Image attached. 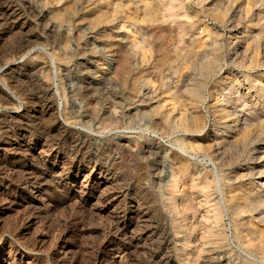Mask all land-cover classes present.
<instances>
[{"label": "rangeland", "instance_id": "obj_1", "mask_svg": "<svg viewBox=\"0 0 264 264\" xmlns=\"http://www.w3.org/2000/svg\"><path fill=\"white\" fill-rule=\"evenodd\" d=\"M186 1L190 12L182 18L188 25L185 30L171 21L160 26L141 23L143 37L127 28L132 21L128 15L135 5L143 7L142 0H121L124 8L120 12L114 0H0V60H4L0 94L14 101L0 109V125L13 129L6 124L10 118L21 120L10 136L0 138V173L7 169L14 178L10 183L0 181V264H186L189 254L193 263L197 259L194 264H264L263 250L247 247L249 232L232 211L231 195L239 193V175L246 164L245 146L241 139L228 143L222 131L218 139L213 134V129L222 126L216 121L211 95L223 89L229 64L228 29L216 16L224 7L214 6L216 0H207L205 5ZM210 5L214 11H208ZM258 10L263 22L256 21L260 25L254 28L264 41V13L259 5ZM203 23L211 29L206 36L201 34ZM37 38L42 41L17 53L28 39ZM67 41L66 61L61 65L54 48L60 51ZM212 52L218 60L210 68ZM14 54L20 57L12 60ZM125 58L130 62L126 74L121 71ZM61 68L68 71L61 72ZM181 76L189 86L180 84ZM132 83L137 93L131 90ZM64 85L73 89L75 115L71 118L65 116L58 92ZM191 85H197L193 86L196 94L186 92ZM183 97L199 104L208 123H203L204 130L186 133L179 123L170 127L164 123L170 105L183 109ZM44 100L53 106L48 108ZM66 134L65 143L60 138ZM78 135H84L80 141L83 151L75 157L69 150L80 144ZM216 141L221 142L219 147ZM153 147H158L157 154L150 152ZM90 151L98 153L99 167L109 166V172L93 169L94 163L86 157ZM179 156L188 171L172 166L179 171L178 177L184 171L192 175H185L173 188L169 186L171 162ZM215 162H219L218 171ZM40 174L47 177L41 184L27 188L18 183ZM206 176L209 187L204 195L192 188V181L201 183ZM125 190L129 195H123ZM212 204L223 210L217 222L203 217L214 208ZM118 222L120 231L114 228Z\"/></svg>", "mask_w": 264, "mask_h": 264}, {"label": "bare ground", "instance_id": "obj_2", "mask_svg": "<svg viewBox=\"0 0 264 264\" xmlns=\"http://www.w3.org/2000/svg\"><path fill=\"white\" fill-rule=\"evenodd\" d=\"M95 1V0H94ZM207 0H197V2L200 3H204V5L206 4ZM212 1V0H211ZM186 0H142L143 3V7H141L140 5H135L134 6V10H131L130 15H128V19H132L131 23L128 24L127 28L129 27V32L132 34H136V35H141V36H145V29L143 28V26L141 25V23H146L150 24V25H158L160 26L161 24L167 23V22H172L175 23V25H177L178 28H181L182 30H185L187 28V26H185V23L183 22L182 18H187L189 17V12L188 11V7H186ZM71 3V2H70ZM104 3V2H103ZM115 3V7H116V11L121 10V8L123 7V4L121 2V0H114ZM106 4V3H105ZM108 4V3H107ZM130 4V3H129ZM211 4V3H210ZM223 5L224 7V11L220 12V13H216V16L219 18L221 17L223 20V23H225L226 25V29H228L227 31V41L225 42L227 45V49L229 52V61L227 64V69H226V75L223 77L221 84L224 86L223 89L218 90L217 88V94H212L211 97H213V102L214 103V107L216 108L215 110H217V112L215 113V117L218 116V119L216 121L219 120L220 124H221V128L217 131H215V129H213V134L216 135L215 139H218L217 135H220L221 131L223 135H228V137H224L226 138V141L230 144L232 143H237L238 140L241 139V141L244 144V148L245 150V159H246V164L244 166V168H242L243 173L241 175H239V181L242 180L241 185H240V189H239V193L231 195V203L233 202V208L232 211L234 210V213L236 214V216L241 219L242 221V225L248 230V235H246V241H247V247L251 248L252 250H263L264 253V41L262 40V34L260 32L256 33V30L254 28V26L260 25V23H256V21L259 22H263V16L260 14L259 10H258V5L261 7L262 12L264 13V0H216L214 3V6L217 5ZM114 5V4H113ZM211 6V5H210ZM70 7V5H69ZM127 7V6H126ZM111 8V7H110ZM124 8V7H123ZM122 8V9H123ZM103 9V8H102ZM126 9V8H125ZM105 10L107 11V8H105ZM190 10V8H189ZM214 11L212 6L211 8H208V11ZM103 11V10H102ZM105 12V11H104ZM113 12V11H112ZM111 12V13H112ZM118 12V13H119ZM125 12V11H124ZM200 12V11H199ZM216 12V11H215ZM206 13V12H205ZM101 14H103L101 12ZM108 14V13H107ZM136 14V15H135ZM197 11H196V16L197 15ZM215 14V13H214ZM213 14V15H214ZM104 15V14H103ZM121 15V14H120ZM126 15V14H125ZM208 16V15H207ZM115 17V16H114ZM118 17V16H116ZM97 18V17H96ZM107 18V17H106ZM195 18V17H194ZM112 19V18H111ZM134 19H136L137 21H133ZM212 19V18H211ZM210 19V20H211ZM214 19V18H213ZM99 20V18H98ZM102 20V19H101ZM110 20V19H109ZM124 20V18H123ZM187 20V19H186ZM195 20V19H194ZM193 20V21H194ZM198 20V19H197ZM205 20V19H204ZM130 21V20H129ZM203 21V20H202ZM207 21V20H206ZM216 21V20H215ZM220 21V20H219ZM192 22V21H191ZM205 22V21H204ZM213 22V21H212ZM126 23V22H125ZM207 23V22H206ZM206 23H203V27L201 29V34L206 36L205 34L207 32H209L211 29L209 27V25H207ZM222 23V26H223ZM189 24V23H188ZM193 24V23H192ZM200 24V23H199ZM218 24V23H217ZM221 24V22H220ZM154 25V26H155ZM165 25V24H164ZM198 26V25H197ZM214 26V25H213ZM54 27V26H52ZM196 27V26H195ZM212 27V26H211ZM264 27V26H263ZM121 28H124L121 27ZM215 28V27H213ZM217 28V27H216ZM260 29V28H259ZM263 29V28H262ZM126 30V29H125ZM173 30V29H172ZM199 30V29H197ZM215 30V29H214ZM213 31V30H212ZM261 31V30H260ZM173 32V31H172ZM47 33V32H46ZM157 33V32H156ZM171 33V32H168ZM213 33V32H212ZM50 34H53L50 33ZM49 34V35H50ZM155 34V33H154ZM161 34V33H160ZM177 34V33H176ZM217 34V33H216ZM152 35V33H151ZM195 35V34H194ZM198 35V34H197ZM209 34H207L208 36ZM215 35V34H214ZM171 36V35H170ZM178 36V35H177ZM202 36V37H204ZM42 37V36H41ZM155 37V36H154ZM209 37V36H208ZM223 37V36H222ZM134 38V44L136 42V37L133 36ZM172 38V37H169ZM174 38V37H173ZM178 38V37H177ZM213 38V37H212ZM38 40L36 41H32L29 40L27 41V43L20 47L19 50L17 51V53L22 54L25 51H28L31 49L32 46H34L35 44H37L36 42H41L42 39L41 38H37ZM138 39V38H137ZM168 39V38H167ZM215 39V38H213ZM41 40V41H39ZM47 40V39H46ZM209 40V39H208ZM211 40V39H210ZM216 40V39H215ZM219 40V38H218ZM217 40V41H218ZM139 41V40H138ZM213 41V40H212ZM211 41V42H212ZM53 42V41H52ZM179 42V41H178ZM139 43V42H138ZM186 43V42H184ZM191 43V42H190ZM193 43V42H192ZM208 43V42H207ZM62 44V43H61ZM64 44V43H63ZM140 44V43H139ZM22 45V44H21ZM57 45V44H56ZM59 45V44H58ZM62 46V45H61ZM60 46V51H57L54 46V53L53 55H55L56 59L58 60V62L63 65L62 62L66 61L65 60V55L64 52L67 49L68 50V41L67 44L65 42V44L61 47ZM184 46V45H183ZM58 47V46H57ZM202 47V46H201ZM160 48V47H159ZM175 48V46H174ZM187 48V47H186ZM197 49V46L195 47ZM226 48V47H224ZM162 50H164L163 47H161ZM59 50V49H58ZM142 50V49H141ZM166 50V49H165ZM215 50V49H214ZM160 51V50H159ZM175 50H173L174 52ZM182 51V50H181ZM194 51V50H192ZM167 52V51H166ZM223 52V51H222ZM146 53V52H145ZM150 53V52H149ZM214 53V52H212ZM219 53V52H218ZM226 53V52H225ZM148 54V53H147ZM177 54V53H176ZM175 54V55H176ZM8 55V54H7ZM11 55V54H10ZM15 56L12 58V60H16L15 58H19L20 56H18V54H14ZM163 55V54H162ZM174 55V54H173ZM181 55L184 56L186 55L185 53H179V56ZM192 55V54H191ZM194 55V54H193ZM196 55V54H195ZM194 55V56H195ZM6 56V55H5ZM158 56V55H157ZM164 56V55H163ZM166 56V55H165ZM197 56V55H196ZM212 57L209 59L211 60L209 62L210 63V68L213 67V63H215L218 60V57L215 55L214 56L211 55ZM7 57V56H6ZM148 57V56H147ZM168 57V56H167ZM175 57V56H174ZM173 57V58H174ZM206 57V56H205ZM10 58V56H9ZM163 58V57H162ZM166 58V57H165ZM177 58V57H176ZM184 58V57H183ZM182 58V59H183ZM191 58V57H190ZM193 58V57H192ZM5 59V58H4ZM129 59V58H128ZM128 59H121V71L127 72L128 69L130 68V62ZM172 59V58H171ZM181 59V60H182ZM194 59V58H193ZM197 59V58H196ZM202 59V58H201ZM149 60V59H148ZM164 60V59H163ZM162 60V62H163ZM198 60V59H197ZM207 60V58H206ZM4 60H0V64L1 62H3ZM202 61V60H201ZM221 61V60H220ZM12 62V61H11ZM142 62L144 65H147L148 61H145V59H142ZM155 62V61H154ZM171 62V61H170ZM180 62V61H179ZM184 62V60H183ZM196 62V61H195ZM204 62V61H203ZM189 63V62H188ZM159 64V61H158ZM162 64V63H161ZM181 64V62H180ZM203 64V63H201ZM183 65V63H182ZM185 65V64H184ZM212 65V66H211ZM187 66V65H186ZM66 67V66H65ZM143 67V66H142ZM180 67V66H179ZM202 67V66H201ZM177 68V67H176ZM187 68V67H186ZM68 68H61V72ZM189 69V68H188ZM132 70V68H131ZM130 70V71H131ZM182 70V69H181ZM184 70V69H183ZM65 73V72H63ZM122 74V73H121ZM126 74V73H124ZM195 74V73H194ZM211 74V73H210ZM215 76V75H214ZM3 78V77H1ZM0 78V79H1ZM54 78V77H53ZM58 78V74L56 75L55 81ZM5 81V80H4ZM53 81V79H52ZM180 84H183L184 87H186L189 83L184 80V78H182L179 80ZM196 81V80H195ZM44 82V81H43ZM194 82V81H193ZM5 85L8 87V89L10 88L9 84L7 83V81H5ZM47 83V82H46ZM138 83V82H137ZM196 83V82H195ZM204 83V82H203ZM53 84V83H52ZM133 85L131 90L133 92H136V88L137 86L135 85L136 83H132ZM191 84V83H190ZM193 84V83H192ZM47 85V84H46ZM62 85V84H61ZM107 85V84H106ZM139 85V83H138ZM199 85V84H198ZM205 85V84H204ZM5 86V87H6ZM52 86V85H51ZM177 86V85H176ZM189 86V85H188ZM192 87L188 90L186 89V92L188 93H192V94H196L194 91L193 86L195 85H191ZM220 86V85H219ZM197 87V85L195 86ZM199 87V86H198ZM47 88V87H46ZM141 88V87H140ZM143 88V87H142ZM141 88V89H142ZM145 88V87H144ZM188 88V87H187ZM11 89V88H10ZM51 89V87H50ZM58 89V88H57ZM139 89V88H138ZM182 89V88H181ZM198 89V88H197ZM54 90V89H52ZM60 90V89H59ZM73 89L70 88V86H62V90L58 91L60 92V96L61 99L63 100V111L65 113V116H68L69 118L72 117V115H75V100L72 96V91ZM143 90V89H142ZM182 92V91H181ZM137 93V92H136ZM47 94V93H46ZM51 94V93H50ZM55 96V92L52 93ZM140 94V93H139ZM51 95V96H53ZM74 95V94H73ZM134 95V94H133ZM172 95V94H171ZM203 95V94H202ZM139 96V95H137ZM141 96V95H140ZM181 96V93H180ZM144 97V96H143ZM187 97V96H186ZM186 97H183L186 99ZM6 98V99H5ZM138 98V97H137ZM188 98V97H187ZM190 98V97H189ZM76 99V98H75ZM132 99V98H131ZM136 99V97L134 98ZM142 99V98H141ZM166 99V98H164ZM194 99V98H193ZM189 100L186 101L184 100V103L182 104V108L179 110V107L177 108L175 105H168L169 108H167L166 110V114L163 118L164 123L166 124V126L170 127V124H181V126L185 129L186 133L188 132H192L194 133L195 131L197 132V130H204L205 127L203 128L205 122H204V115L202 114V112L199 110V104L195 101V100ZM47 100V99H46ZM44 100L45 102V106H47L49 108V102ZM140 100V99H139ZM175 100V99H174ZM14 102L13 99L11 98V96H6L3 97L0 94V109L4 108L6 104L10 103V102ZM134 101V100H133ZM202 101V100H201ZM43 102V103H44ZM139 102V101H138ZM146 102V101H145ZM167 102V101H165ZM162 103V102H161ZM138 104V103H137ZM142 104V102H141ZM164 104V102H163ZM175 104V103H174ZM134 105V104H133ZM161 105V104H160ZM8 106V105H7ZM10 106V105H9ZM53 106V105H51ZM132 106V105H131ZM139 106V105H138ZM202 106V105H201ZM213 106V105H212ZM163 107V105H162ZM135 108V107H134ZM161 108V106H160ZM213 108V107H212ZM156 109V108H155ZM165 109V108H164ZM163 109V110H164ZM160 110V109H158ZM158 110L156 109V111L158 112ZM212 110V109H211ZM156 112V113H157ZM213 112V111H212ZM63 113V114H64ZM210 113V112H209ZM212 115V114H211ZM159 116V113H158ZM157 116V117H158ZM74 117V116H73ZM213 117V116H212ZM214 117V118H215ZM69 118H67L69 120ZM161 118V117H160ZM11 120L8 121L6 124H8L7 126H11L13 127V129H6L7 127H4L2 125H0V138L1 136H3L4 134H8L10 133V131H14V127L17 125V122L19 123L20 121H18L19 119L16 116H13L12 118H10ZM73 119V118H72ZM23 120V119H22ZM70 121V120H69ZM23 122V121H22ZM204 123V124H203ZM212 123V122H211ZM32 124V123H31ZM164 124V125H165ZM208 124V123H207ZM205 124V125H207ZM213 125V124H212ZM163 126V125H162ZM172 126V125H171ZM178 126V125H177ZM174 127V125H173ZM179 127V126H178ZM218 127V126H217ZM168 128V127H167ZM175 128V127H174ZM217 129V128H216ZM29 130V129H28ZM172 130V129H171ZM175 130V129H174ZM183 130V129H182ZM44 131V130H43ZM68 130H65V132H67ZM184 131V130H183ZM182 131V132H183ZM184 131V132H185ZM199 131V133H200ZM64 132V133H65ZM171 132V131H170ZM169 132V133H170ZM174 132V131H173ZM70 133V132H69ZM16 134V133H14ZM13 136H17L14 135ZM47 134V133H46ZM45 134V135H46ZM51 134V132H50ZM81 134V133H80ZM191 134V133H190ZM195 134V133H194ZM201 134V133H200ZM205 134V133H204ZM23 135V134H22ZM27 135V134H26ZM30 135V134H29ZM189 135V134H188ZM10 136V135H9ZM47 139L50 138V135L47 134ZM78 142L80 143V141L82 140L81 138L84 135H78ZM192 136V135H191ZM27 137V136H26ZM31 137V136H30ZM68 135H61V141L67 140ZM70 137V136H69ZM190 137V135H189ZM195 137V136H194ZM223 137V136H222ZM17 138V137H15ZM57 138V137H55ZM71 138V137H70ZM87 139V138H86ZM194 139V138H193ZM214 139V138H213ZM3 140V138H2ZM32 140V138H31ZM46 140V139H44ZM74 140V139H73ZM89 140V139H88ZM93 140V139H92ZM198 140V139H196ZM222 140V139H221ZM71 141V140H70ZM69 141V142H70ZM84 141V140H83ZM215 141V140H214ZM220 141V139H219ZM215 142L216 145L219 147L221 142ZM223 141V140H222ZM73 142V141H72ZM88 142V141H87ZM100 142V141H99ZM98 142V143H99ZM192 142V141H191ZM191 145L192 146V144ZM213 141H211L212 143ZM47 143V142H46ZM85 143V142H84ZM108 143V142H107ZM210 143V144H211ZM92 144V143H90ZM89 144V145H90ZM95 144V143H94ZM197 144V143H196ZM203 144V143H202ZM72 145V144H71ZM74 145V143H73ZM80 144L77 143V145L75 146H71L70 148V153L75 154V157H77L79 155V153L82 150V146H80ZM155 145V144H154ZM153 145V146H154ZM160 145V144H159ZM185 145V144H184ZM188 145V144H187ZM194 145V144H193ZM199 145V144H198ZM240 145V144H239ZM242 145V144H241ZM51 146L53 147V145L51 144ZM197 146V145H196ZM203 146V145H200ZM213 146V145H212ZM232 146V145H231ZM59 147V146H58ZM100 147V145H99ZM152 147V146H150ZM204 147V146H203ZM236 146L234 145L233 148H235ZM239 147V146H238ZM1 148V147H0ZM8 148V147H7ZM51 148V147H50ZM49 148V149H50ZM91 148V147H90ZM192 148V147H191ZM195 148V147H194ZM212 148V147H211ZM48 149V150H49ZM96 149V148H95ZM161 149V148H160ZM210 149V148H209ZM214 149V148H213ZM221 149V148H220ZM242 149V148H241ZM64 150V149H63ZM67 150V149H66ZM65 150V151H66ZM148 150V149H147ZM158 150V147H153L152 149H150V152L152 154H157L158 152L156 151ZM189 150V149H188ZM193 150V149H192ZM197 150V149H196ZM224 150V149H223ZM240 150V149H239ZM52 151V150H51ZM51 151H44L43 152H49L51 153ZM83 151V150H82ZM89 151V150H88ZM160 151V150H159ZM87 152V151H86ZM192 152V151H191ZM216 152V151H215ZM218 152V151H217ZM220 152V151H219ZM218 152V154H219ZM244 152V150H243ZM62 153V152H61ZM69 153V155H70ZM48 154V153H47ZM96 154L98 153H91L88 152L87 154V158L89 159L90 162L94 163L93 169L98 170V168L100 169V173H102L103 169L105 167H99L98 165V160L95 157ZM209 154V153H208ZM214 154V152H213ZM217 154V155H218ZM221 154V153H220ZM81 155V154H80ZM102 155V154H101ZM100 156V155H99ZM73 157V158H75ZM178 157V156H177ZM220 157V156H219ZM223 157V156H222ZM69 158V157H68ZM71 158V156H70ZM85 158V157H84ZM114 158H116L114 156ZM212 158V157H211ZM216 158V156H215ZM218 158V157H217ZM216 158V159H217ZM224 158V157H223ZM72 159V158H71ZM175 159V158H174ZM172 159L171 162V167L178 165L179 166V170H184L187 169L186 164L184 163L185 161L183 159L177 158L176 160ZM215 159V161H216ZM114 160V159H113ZM112 160V161H113ZM88 161V162H89ZM184 161V162H183ZM111 162V161H110ZM188 162V160H187ZM228 162V161H227ZM191 163V162H190ZM226 163V162H225ZM224 163V164H225ZM90 163H88L89 165ZM104 164V163H103ZM108 164V163H107ZM111 164V163H110ZM109 164V165H110ZM170 164V163H169ZM219 164V162L217 163ZM215 162V166L217 168L218 171V165ZM231 164V163H230ZM4 165V164H3ZM102 165V164H101ZM162 165V164H161ZM8 166V165H6ZM5 166V167H6ZM57 166V165H56ZM90 166V165H89ZM3 167V166H1ZM6 169V168H5ZM9 169V168H8ZM13 169V168H12ZM63 169V168H62ZM65 169V168H64ZM1 170V169H0ZM236 170V169H235ZM2 171V170H1ZM4 171V169H3ZM105 171L109 172L110 168L108 166V168H105ZM185 171H188L185 170ZM184 171V174L182 176L178 177V172L176 171L173 167L172 170L170 169L171 172V176H172V180L169 181V186L175 188L177 186V184L183 180V178L185 175L191 176V173H186ZM192 171V169H191ZM65 172V171H64ZM61 172V173H64ZM54 173V172H53ZM205 174V173H204ZM236 174V173H235ZM64 175V174H63ZM62 175V176H63ZM170 175V174H169ZM203 175V174H202ZM224 175V174H223ZM67 176V175H66ZM17 177V174L16 176ZM21 177V176H20ZM75 177V176H74ZM73 177V178H74ZM202 177V176H201ZM229 177V175H228ZM233 177V176H232ZM24 178V177H22ZM47 177L44 176L43 174H40L39 177L35 176V178H24L21 180L20 183L22 186H25L27 188L36 185L37 183L43 182ZM212 178V176H211ZM224 178V177H223ZM226 178V177H225ZM234 178V177H233ZM232 178V179H233ZM238 178V177H236ZM236 178H234L233 180H235ZM20 179V178H19ZM88 179H90V177H88ZM195 179V178H194ZM228 179V178H227ZM226 179V180H227ZM231 179V178H230ZM229 179V182H230ZM12 180H14L13 175H12V171H6L3 173H0V181L2 182H11ZM40 180V181H39ZM196 180V179H195ZM203 180V179H202ZM20 181V180H19ZM87 182L89 180H86ZM14 182V181H13ZM17 182V180H16ZM213 182V181H211ZM8 184V183H7ZM190 184V183H189ZM209 184V179L208 177H204V180L201 183H195L194 181H192V188L195 189L196 192H200L203 193L204 195L207 193V188ZM211 184V183H210ZM234 184V183H233ZM228 185V184H227ZM208 186V187H207ZM231 186V185H229ZM17 187V186H16ZM20 187V185H19ZM191 187V186H190ZM228 187V186H227ZM226 187V188H227ZM236 187V186H235ZM187 188V187H186ZM238 189V188H237ZM228 190V189H227ZM47 191V190H46ZM174 191V190H173ZM177 191V190H176ZM175 191V192H176ZM190 191V190H189ZM188 191V192H189ZM43 192V191H42ZM49 192V191H47ZM225 193L227 192L226 190L224 191ZM174 193V192H173ZM228 193V192H227ZM176 194V193H175ZM231 194V193H230ZM124 196L129 195L128 190L124 191ZM186 195V194H185ZM184 195V197H185ZM123 196V197H124ZM192 196V194H191ZM190 196V197H191ZM200 196V195H199ZM208 196V195H207ZM188 197V196H187ZM225 197V195H224ZM223 197V198H224ZM230 197V196H229ZM70 198V197H69ZM192 198V197H191ZM207 198V197H206ZM205 198V199H206ZM227 198V197H226ZM62 200V199H61ZM193 200V199H191ZM210 200V199H209ZM69 201V200H68ZM202 201V200H201ZM205 201V200H204ZM230 201V200H229ZM228 202V200H227ZM176 203V202H175ZM194 203V202H193ZM209 203V202H208ZM172 204V203H171ZM201 205V204H200ZM214 205V204H212ZM210 206V205H209ZM196 207V206H195ZM214 207L213 209H211V211L208 212L207 215L203 216L205 219H215L216 222L221 218L223 210L219 207V206H212ZM225 207H227V205H225ZM229 207V205H228ZM186 208V207H185ZM206 208V207H205ZM230 208V207H229ZM175 209V208H174ZM188 209V208H187ZM208 209V208H206ZM228 210V208H227ZM183 211V210H182ZM188 211V210H187ZM194 211V210H193ZM200 212V211H199ZM205 212V211H204ZM206 213V212H205ZM232 213V212H231ZM202 214V213H201ZM233 214V215H235ZM204 215V214H203ZM224 215V214H223ZM230 215V214H229ZM200 216V215H199ZM195 217V216H194ZM193 218V217H192ZM195 219V218H194ZM222 219V218H221ZM197 220V219H196ZM204 220V219H203ZM193 221V220H192ZM237 221V219H236ZM239 221V220H238ZM214 222V221H213ZM199 223V222H198ZM207 223V221L205 220L204 224ZM210 223V222H209ZM212 223V222H211ZM210 223V224H211ZM219 223V222H218ZM203 224V225H204ZM124 225V224H123ZM194 225V224H193ZM206 225V224H205ZM205 225L203 228H205ZM241 225V224H240ZM196 226V225H195ZM202 226V225H201ZM236 227V226H235ZM243 227V228H244ZM116 228V231H120V229L122 228V224L121 222H118L117 225L114 227ZM207 226H206V230H207ZM109 230V229H108ZM205 230V229H204ZM237 230V227H236ZM240 230V228H239ZM243 230V229H242ZM114 231V230H113ZM244 231V230H243ZM110 232V231H108ZM112 232V231H111ZM211 233V231H210ZM245 233V232H243ZM239 235V234H238ZM241 236V235H240ZM244 236V235H243ZM242 236V237H243ZM241 238V237H240ZM245 238V237H244ZM243 238V239H244ZM168 239V238H167ZM166 239V240H167ZM254 240H257L258 242H254ZM245 241V242H246ZM244 242V243H245ZM169 243V242H168ZM243 243V245H244ZM191 245V244H190ZM246 245V244H245ZM192 246V245H191ZM194 246V245H193ZM190 247V246H188ZM163 248V247H162ZM168 248V247H167ZM248 251V248H245ZM252 252V251H251ZM190 253V252H189ZM262 253V252H261ZM260 253V254H261ZM262 253V255H263ZM169 254V253H168ZM198 254V253H197ZM253 254V253H252ZM256 255V254H254ZM261 255V256H262ZM258 256H260L258 254ZM153 257V256H152ZM158 257V256H157ZM191 254L188 255V258H186L184 260V263L186 264H194L196 261L193 263L192 259L190 258ZM169 259V258H168ZM157 260V259H156ZM154 261V260H153ZM160 261V260H158ZM155 263V261H154ZM157 263V262H156ZM164 264V263H163ZM170 264V263H169Z\"/></svg>", "mask_w": 264, "mask_h": 264}]
</instances>
